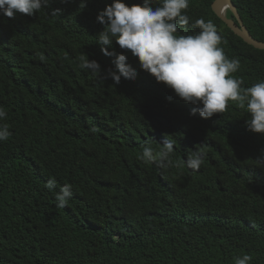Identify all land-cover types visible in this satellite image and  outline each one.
I'll list each match as a JSON object with an SVG mask.
<instances>
[{
	"label": "trees",
	"instance_id": "trees-1",
	"mask_svg": "<svg viewBox=\"0 0 264 264\" xmlns=\"http://www.w3.org/2000/svg\"><path fill=\"white\" fill-rule=\"evenodd\" d=\"M128 5L142 0H124ZM190 0L189 25L211 20L243 87L264 81V50L238 36L213 10ZM252 35L264 42V0H233ZM112 0H51L34 16H0V264H264V134L246 127L245 109L202 119L196 107L139 67L135 81L98 80L79 57L115 70L96 42L98 12ZM85 5V6H84ZM61 9L52 15V9ZM234 19L231 11L227 13ZM171 98V99H169ZM96 129V131H92ZM174 142L172 163L140 159L143 146ZM206 153L199 170L186 166ZM54 177L56 188L46 182ZM73 196L58 207L56 193Z\"/></svg>",
	"mask_w": 264,
	"mask_h": 264
},
{
	"label": "clouds",
	"instance_id": "clouds-1",
	"mask_svg": "<svg viewBox=\"0 0 264 264\" xmlns=\"http://www.w3.org/2000/svg\"><path fill=\"white\" fill-rule=\"evenodd\" d=\"M60 2L68 3L69 0ZM50 3L51 0H0V16L9 19H15L17 14L32 17L48 8ZM189 5L190 0H142V3L131 5L124 0H112L96 17L104 26L96 42L105 56L114 58L115 70L104 71L96 60L84 55L79 57V67L98 80L111 79L114 85H119L122 78L135 81L138 72L128 63V56L109 51L115 41L120 49L130 51L140 69L154 77L157 83L165 84L179 98L195 105L190 115L198 113L202 119H210L214 114L224 113L229 102H235L249 114L245 121L247 129L264 134V81L250 87L242 86L243 81L233 75L240 68V60L226 56L220 47L223 37L211 20L197 18L193 26L199 29L198 33L181 34V28L192 20L187 14ZM61 11L52 9L51 14L58 15ZM6 117L7 112L0 107V121ZM10 136L7 125H0V142L7 141ZM160 144V149L155 150L151 143H146L140 159L161 168L168 167L172 163L174 142L167 138ZM205 156L203 151H194L186 159V166L199 170ZM256 161L264 166V149ZM46 187L50 191L56 188L54 177L48 179ZM72 196L70 185L60 187L56 193L57 206L65 207ZM233 261L234 264H251L252 257L244 254L233 257Z\"/></svg>",
	"mask_w": 264,
	"mask_h": 264
},
{
	"label": "water",
	"instance_id": "water-1",
	"mask_svg": "<svg viewBox=\"0 0 264 264\" xmlns=\"http://www.w3.org/2000/svg\"><path fill=\"white\" fill-rule=\"evenodd\" d=\"M212 8L238 36L255 48L264 50V42L252 35L233 0H215ZM228 11L234 14V19L228 17Z\"/></svg>",
	"mask_w": 264,
	"mask_h": 264
}]
</instances>
